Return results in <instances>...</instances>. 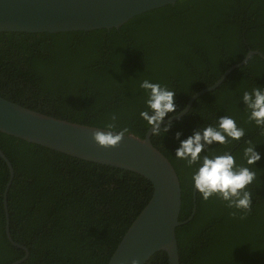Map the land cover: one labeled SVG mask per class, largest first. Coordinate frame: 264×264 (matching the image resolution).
Listing matches in <instances>:
<instances>
[{
	"label": "trees",
	"instance_id": "trees-1",
	"mask_svg": "<svg viewBox=\"0 0 264 264\" xmlns=\"http://www.w3.org/2000/svg\"><path fill=\"white\" fill-rule=\"evenodd\" d=\"M257 50L264 54V0H181L135 17L119 30L0 33V96L103 129L117 114V129L144 138L150 127L139 115L146 110L142 80L175 91L178 115L197 93ZM256 87L264 88V59L258 55L199 97L186 115L169 123L167 132L152 136L180 178L181 222L192 217L196 205L193 219L177 229L180 264H264V130L249 121L242 100L244 91ZM221 116L233 118L245 135L209 151L230 152L237 166H247L246 142L261 155L252 168L256 179L247 186L249 212L229 209L216 196L205 201L197 193L195 203L191 176L197 165L175 158L178 132L186 139ZM0 149L15 171L8 212L13 240L29 251L22 264H108L153 195V185L140 175L2 132ZM10 176L0 156V264L27 255L6 232L4 193ZM147 264H169L168 254L158 252Z\"/></svg>",
	"mask_w": 264,
	"mask_h": 264
},
{
	"label": "water",
	"instance_id": "water-1",
	"mask_svg": "<svg viewBox=\"0 0 264 264\" xmlns=\"http://www.w3.org/2000/svg\"><path fill=\"white\" fill-rule=\"evenodd\" d=\"M179 1L0 0V33L59 34L119 30L135 17L174 6ZM256 55L264 59L262 52L250 51L242 62L228 69L215 85L191 98L182 113L165 119L160 127L181 119L199 97L218 89L235 69ZM95 131L109 130L58 119L0 96V132L79 160L135 173L153 185L150 201L132 223L108 264H147L158 252L168 254L169 264H180L177 229L193 219L196 205L192 217L181 222L180 178L169 158L154 145L152 130L149 129L144 138L126 134L114 146L98 145L93 140ZM0 156L11 172L4 193L6 232L12 244L26 251L27 255L14 263L22 264L29 251L14 242L8 212V193L15 171L1 149Z\"/></svg>",
	"mask_w": 264,
	"mask_h": 264
},
{
	"label": "clouds",
	"instance_id": "clouds-1",
	"mask_svg": "<svg viewBox=\"0 0 264 264\" xmlns=\"http://www.w3.org/2000/svg\"><path fill=\"white\" fill-rule=\"evenodd\" d=\"M139 88L146 96V110L140 112V118L147 122L153 135L167 132L171 124L165 125L163 130L160 126L169 114H173V117L177 115L176 92L149 79L142 80ZM242 100L247 105L249 121H254L257 127L264 130V88L256 87L250 92L244 91ZM117 119V114H112L111 122L105 125L109 131L93 133V140L98 145L114 146L124 139L128 129H117ZM244 135V129L238 127L236 121L229 116L219 117L215 125L204 127L186 139L181 140V134H176L179 147L175 151V158L186 162L189 167L197 165L191 181L200 197L208 201L216 196L236 212L251 211L252 194L247 190V186L256 179L252 168L261 159V155L255 150V145L246 142L248 146L244 148L243 158L247 166H237L236 157L230 152L217 155L209 150L214 144L225 145L229 141H240ZM204 152L209 154L201 155ZM236 212L232 215L235 216Z\"/></svg>",
	"mask_w": 264,
	"mask_h": 264
},
{
	"label": "flooded vegetation",
	"instance_id": "flooded-vegetation-1",
	"mask_svg": "<svg viewBox=\"0 0 264 264\" xmlns=\"http://www.w3.org/2000/svg\"><path fill=\"white\" fill-rule=\"evenodd\" d=\"M258 51V50H257ZM191 100V99H190ZM183 112V111H182ZM181 112V113H182ZM2 158V157H1ZM3 159V158H2ZM195 194H197V191L194 189V197H196V200H197V195H195ZM11 242V241H10ZM15 242V241H14ZM16 243V242H15ZM16 244H18V243H16ZM14 245V244H13ZM18 245H20V244H18ZM14 246H16V245H14ZM16 247H18V246H16ZM20 248V247H19ZM17 262V261H16ZM15 263V262H14ZM13 263V264H14Z\"/></svg>",
	"mask_w": 264,
	"mask_h": 264
}]
</instances>
